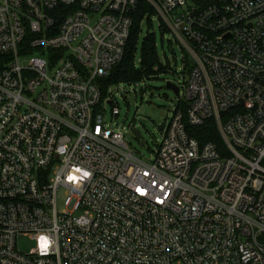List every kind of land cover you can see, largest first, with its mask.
Returning <instances> with one entry per match:
<instances>
[{
    "label": "built area",
    "instance_id": "built-area-1",
    "mask_svg": "<svg viewBox=\"0 0 264 264\" xmlns=\"http://www.w3.org/2000/svg\"><path fill=\"white\" fill-rule=\"evenodd\" d=\"M142 3L187 55L153 161L103 90ZM0 264H264V0H0Z\"/></svg>",
    "mask_w": 264,
    "mask_h": 264
},
{
    "label": "rangeland",
    "instance_id": "rangeland-1",
    "mask_svg": "<svg viewBox=\"0 0 264 264\" xmlns=\"http://www.w3.org/2000/svg\"><path fill=\"white\" fill-rule=\"evenodd\" d=\"M142 29L136 53L137 70L142 68L143 42L147 37L155 40L160 62L169 68L154 79L140 82L138 86L129 84L115 86L113 91L120 108V116L114 121L111 107H107L106 118L109 128L124 132V142L137 157L153 161L163 138V129L179 105V99L167 88V83L180 80L179 75L181 76V70L186 64L187 55L175 37L161 28L157 17L152 18L151 25L145 20ZM133 129L141 131L142 140L134 136ZM142 141L146 144L141 148ZM21 245L24 250L32 246L28 242Z\"/></svg>",
    "mask_w": 264,
    "mask_h": 264
},
{
    "label": "trees",
    "instance_id": "trees-1",
    "mask_svg": "<svg viewBox=\"0 0 264 264\" xmlns=\"http://www.w3.org/2000/svg\"><path fill=\"white\" fill-rule=\"evenodd\" d=\"M192 1L199 4L205 3L208 0ZM147 14L149 16H147ZM152 16H154L152 8L148 4L142 3L133 16V26L127 44L125 57L122 63L115 67L110 72L109 76L103 81L104 91L116 85L138 84L146 80L154 79L161 72H166L168 70L169 66H165L160 62L156 42L150 37L145 38L143 42L142 68L141 70H137L136 68V53L138 51L139 38L143 31L142 23L147 20L151 25ZM188 133L202 144L213 142L219 147H222L221 138L214 121H208L199 128H188Z\"/></svg>",
    "mask_w": 264,
    "mask_h": 264
},
{
    "label": "water",
    "instance_id": "water-1",
    "mask_svg": "<svg viewBox=\"0 0 264 264\" xmlns=\"http://www.w3.org/2000/svg\"><path fill=\"white\" fill-rule=\"evenodd\" d=\"M167 88L170 89L171 91H173V93L176 95L177 98L180 97V91L176 85L169 82V83H167ZM149 105H152V103H149ZM130 127H131V125H130ZM132 132L138 140H142V134H141V131L139 129H133ZM145 144H146V142L142 141L141 142V148L144 147Z\"/></svg>",
    "mask_w": 264,
    "mask_h": 264
}]
</instances>
